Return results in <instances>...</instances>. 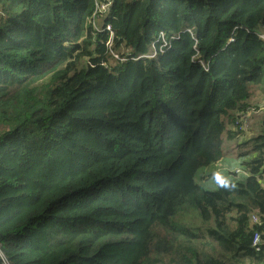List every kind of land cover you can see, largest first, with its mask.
Masks as SVG:
<instances>
[{
	"label": "trees",
	"instance_id": "1",
	"mask_svg": "<svg viewBox=\"0 0 264 264\" xmlns=\"http://www.w3.org/2000/svg\"><path fill=\"white\" fill-rule=\"evenodd\" d=\"M94 9L0 0V264H264V120L237 124L264 91V0H114L126 62ZM228 155L248 176L197 182Z\"/></svg>",
	"mask_w": 264,
	"mask_h": 264
},
{
	"label": "built area",
	"instance_id": "2",
	"mask_svg": "<svg viewBox=\"0 0 264 264\" xmlns=\"http://www.w3.org/2000/svg\"><path fill=\"white\" fill-rule=\"evenodd\" d=\"M95 2V9L93 11L92 16L88 19V27L91 30V34L96 36L99 33L107 32L109 34V40L106 43V47L108 53L111 55L113 60L126 62L128 58L126 56H121L117 51L114 49L115 40H119V37L115 36L111 25L102 26L100 21L109 13L111 6L114 0H94ZM192 34L191 30H187ZM262 35L261 37H263ZM176 39V38H174ZM264 40V39H263ZM171 47V41L166 38L164 33H161L157 40L151 45L150 51L147 54H143L138 56L137 58L132 59H155L159 56L163 55L167 50ZM200 64L207 69V65L204 61H200ZM253 109L246 111L244 114H241V118L237 121L238 125H241L245 116L249 115V112H252ZM237 173L240 171L237 170ZM264 230V229H263ZM260 235L256 234L254 238V245L259 243Z\"/></svg>",
	"mask_w": 264,
	"mask_h": 264
},
{
	"label": "crops",
	"instance_id": "3",
	"mask_svg": "<svg viewBox=\"0 0 264 264\" xmlns=\"http://www.w3.org/2000/svg\"><path fill=\"white\" fill-rule=\"evenodd\" d=\"M249 109H262V111L257 112V113H250L249 115L245 116L243 119V129L244 130V136L242 137V141H245L248 138L253 137L254 135L258 134L261 132V124H262V120H264V91L261 90L260 88H255L251 101H250V105H249ZM245 160V158L243 159V161ZM219 163H224V164H228L229 166H231L232 168H240L241 167V160L239 158H237L235 155H228L225 158H223ZM218 163V164H219ZM215 167V166H214ZM214 168H208V169H204L203 171H201L197 177V182L199 184H202L204 187L207 188H213L209 181V185H207L206 180H203L202 182H199L198 178H203V173H214L213 172ZM217 169V168H216ZM262 186H264V180H263V184ZM187 223H192L188 220ZM193 224H199L200 226L202 225L201 220L198 219L197 221H195ZM165 262H168V259L165 260Z\"/></svg>",
	"mask_w": 264,
	"mask_h": 264
},
{
	"label": "rangeland",
	"instance_id": "4",
	"mask_svg": "<svg viewBox=\"0 0 264 264\" xmlns=\"http://www.w3.org/2000/svg\"><path fill=\"white\" fill-rule=\"evenodd\" d=\"M188 30V29H187ZM186 30V31H187ZM262 35H264V34H260V39H264V36L263 37H261ZM264 41V40H263ZM248 110H250V109H248ZM247 110V111H248ZM260 111H262V109H253V111L252 112H249V113H257V112H260ZM241 164H242V162H241ZM220 166H224L223 165V163H219V164H217L215 167L213 166L212 168H214L213 169V172L215 173V174H218L220 177H224V178H227V180H230V179H232L231 177H233V178H236V176H239V175H236V176H233V175H235V174H233V175H230V174H232V173H228L227 171H217L216 170V168L218 169V168H220ZM227 168H230L231 166H226ZM242 167V166H241ZM210 173H208V175H209ZM242 174H244V172H240V175L241 176H243V177H245L244 175H242ZM208 175H206L204 178H198L199 179V182H202L203 181V179H205L206 180V182H207V185L208 186H210L209 185V183H208V181H209V176ZM230 177V178H229ZM183 216H181L184 220H188V221H190V222H192V223H194L195 221H197L198 219H200V220H202V218H201V215H200V212L196 209V208H194V207H192V206H190V205H185V207H184V209H183ZM183 224H186L187 223V221H183L182 222ZM201 223H202V221H201ZM197 225H199V224H197ZM211 225H209V224H205L204 226H203V228L204 229H207L208 227H210Z\"/></svg>",
	"mask_w": 264,
	"mask_h": 264
},
{
	"label": "clouds",
	"instance_id": "5",
	"mask_svg": "<svg viewBox=\"0 0 264 264\" xmlns=\"http://www.w3.org/2000/svg\"><path fill=\"white\" fill-rule=\"evenodd\" d=\"M150 51V50H149ZM147 54V53H146ZM143 55V54H142ZM140 56V55H139ZM138 57V56H137ZM136 57V58H137ZM242 123V122H241ZM240 126V125H239ZM243 128L242 127H240V130H242ZM223 165L225 166H220V168H218V169H216L217 171H224V170H227L228 171V173L230 172V173H232V174H230V175H233V174H235V175H233V176H236V175H240V172H244V174H242V175H244V176H248L247 175V172H246V170H244L243 169V167H240V168H237V167H235V168H232V167H230V168H227L226 166H229L228 164H224L223 163ZM237 170H239L240 172L239 173H237L236 171ZM237 177V176H236ZM261 177L263 178V180H264V173L261 175ZM224 180H221V182H223ZM230 181V180H229ZM264 187V186H263ZM202 221V220H201ZM253 223H255V224H259V225H262L261 226V230L260 231H258V232H256L255 233V235H254V237H253V246H258L259 244H261L262 243V236H264V224L261 222V220H260V218L258 219V218H253ZM256 234H259L260 235V239H259V243L257 244V245H254V238H255V236H256Z\"/></svg>",
	"mask_w": 264,
	"mask_h": 264
}]
</instances>
